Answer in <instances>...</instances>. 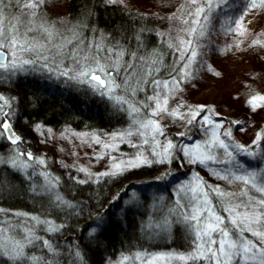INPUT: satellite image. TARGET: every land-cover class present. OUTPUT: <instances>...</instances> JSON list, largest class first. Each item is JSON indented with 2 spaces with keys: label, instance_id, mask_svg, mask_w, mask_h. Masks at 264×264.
Returning a JSON list of instances; mask_svg holds the SVG:
<instances>
[{
  "label": "snow or ice",
  "instance_id": "snow-or-ice-1",
  "mask_svg": "<svg viewBox=\"0 0 264 264\" xmlns=\"http://www.w3.org/2000/svg\"><path fill=\"white\" fill-rule=\"evenodd\" d=\"M107 2L123 4V0ZM44 4L45 0H0V75L51 73L83 87L108 103L113 112L128 118L127 127L111 132L65 128L57 134L52 127L36 123L32 130L39 143L57 138L79 141L78 146L92 149L97 162L107 158V167L100 172L75 161L71 165L57 161L61 167L83 174L69 171L68 177L84 185L155 164L175 161L179 167L193 166L190 178L176 184L171 206L162 207L163 216L143 227L153 238L171 235L173 227L182 230L189 241L187 250L121 253L111 264H264V126L255 131L250 143L233 136V128L245 132L246 121L264 110V94L246 95L243 104L249 116L244 120H229L214 105L190 104L182 96L184 85L201 73L222 76L206 59L210 52L240 51L245 44L264 48V31L253 34L248 27L252 21L246 22L250 14L264 13V0H243L240 5L234 0H181L175 11L161 17L168 21V29L157 33L172 57L169 63L159 49L138 54L143 47L139 34L135 37L137 50L130 51L119 41L107 44L103 39L85 37L79 25L61 30L41 17ZM214 34L226 38L223 46L212 39ZM13 102L14 98L0 94V139L11 146L6 155L0 153V165L23 175L29 190L36 196L47 195L55 208H73L58 192L61 177L50 171L48 158L24 147V137L13 127ZM169 124L177 126L172 135ZM193 129L199 139H193ZM121 145L134 152H121ZM71 155L79 157L77 151ZM244 158L259 166L246 164ZM195 166L207 169L224 186L208 183ZM170 175L169 169L156 179ZM34 177H42V182L35 183ZM113 223L110 215L97 214L89 236H102ZM63 227L46 216L0 207V261L53 264L49 254L55 258L58 249L41 233H57ZM69 251L74 258L71 264L83 262L79 246Z\"/></svg>",
  "mask_w": 264,
  "mask_h": 264
},
{
  "label": "trees",
  "instance_id": "trees-1",
  "mask_svg": "<svg viewBox=\"0 0 264 264\" xmlns=\"http://www.w3.org/2000/svg\"><path fill=\"white\" fill-rule=\"evenodd\" d=\"M68 7L67 24L79 25L85 37L103 38L107 44L119 41L128 50L136 51L138 42L135 37L139 34L143 47L138 54L159 49L166 54L165 63L171 61V55L157 35L168 29L169 23L165 19L159 22L152 12H138L122 4H109L106 0H69ZM141 29L144 31L141 32ZM212 39L221 46L226 42V38L218 34H214ZM244 47L241 51L245 50ZM233 52L235 54L237 51ZM220 53L212 51L206 59L215 67L214 60L218 56L214 54ZM0 94L14 98L16 114L13 125L24 137V147L27 138L32 137V128L37 121L53 128L68 123L77 131L99 128L111 132L127 126L126 116L113 112L108 103L92 96L83 87L53 79L39 71L0 75ZM194 132L195 129L193 135ZM233 136L241 142L237 134ZM4 145L5 142L1 144L2 151L5 150ZM244 160L253 167L259 166L256 162L252 164L248 158ZM176 165L174 161L169 166L172 175L162 180L156 177L164 171L152 165L84 185L73 182L62 170H56L55 175L61 177L58 190L74 205L73 208H55L47 195L36 196L29 190L23 175L3 165L0 168V204L34 211L64 225L60 232L47 234L58 249L55 258L49 255L53 264H71L74 258L69 249L76 246H79L84 257L83 262L77 261L76 264H107L121 252L140 249L174 248L186 251L189 241L183 231L176 227L171 230V235L155 238L143 231L144 225L163 216V206H171L175 199L176 183L187 179L188 172L179 170ZM129 208L131 211H127ZM121 209L125 212L122 213ZM97 214L110 215L114 223L102 236L98 233L92 238L89 236L90 226H95L93 221Z\"/></svg>",
  "mask_w": 264,
  "mask_h": 264
},
{
  "label": "rangeland",
  "instance_id": "rangeland-1",
  "mask_svg": "<svg viewBox=\"0 0 264 264\" xmlns=\"http://www.w3.org/2000/svg\"><path fill=\"white\" fill-rule=\"evenodd\" d=\"M179 2H181V0H123L122 5L137 10L138 12H149V13L152 12L154 15H156L159 18L158 19L159 22H163L164 19H161V17H166L171 12H173L174 9H176L175 7L176 4H178ZM234 3L236 5H240L243 3V0H234ZM68 6H69V0H45V4L41 8V17L43 19H47L48 21L55 22L56 27L61 30L71 28L72 26L67 24L69 23L67 19V15L69 13ZM10 11L15 12V9H12ZM247 21H252L251 24H248V27L251 29L253 34L264 31V13H260L259 15L255 13L250 14L246 18V22ZM214 24L218 28L219 26L218 22L214 21ZM78 30L81 31L80 29ZM166 30L167 29H165V31ZM87 37L92 39H100L99 37L96 36L95 37L87 36ZM250 42L251 40L249 39L247 43ZM244 48L245 50L237 51L235 52V54L234 52L233 53L230 52V54L228 53L226 54L220 53L219 55L214 54L218 56L214 60L215 67H217L216 70L221 72L222 76L216 77L212 74L201 73L200 78H198L197 80H193L190 83L184 85L185 90L182 93L183 98L190 104L214 105L216 111L220 112L224 117H227L229 120L231 119L244 120L246 117H248L249 109L245 107L243 104L246 95H251L254 94L255 92H260L261 94H264V48H259V47L248 48L247 44H245ZM23 72H19V73H23ZM39 72H41L44 75H49L53 79H58L55 76H53L51 73L44 71H39ZM59 79L65 81L64 78H59ZM262 118H264V110H259L257 114L252 115L250 119L246 121L245 132L243 133L238 132L236 131L235 128H233V135L237 134L241 142L250 143L251 139L254 138L255 131L258 130L261 126H264V119ZM164 122L168 123L167 119H165ZM36 123L44 124L41 121H37ZM65 128H69L75 132H90L93 130L105 131L99 128H91V130L81 129L80 131H77L68 123H64L60 127L53 129L57 134H59V132ZM176 130H177L176 125L169 124V135H171L172 132L174 133ZM194 133L195 134L193 135V139H199L200 136L196 134V131ZM31 136L32 137L27 138V144L25 148L31 150L36 155H41V154L45 155L49 160V169L53 174L57 175L55 171L62 170L63 172H65L66 175L68 174L69 171H73V175L83 176V174L77 173L75 169L69 170L67 168L61 167V165L57 163V161L60 160H63L66 164L69 165L73 164V162L75 161L79 165L90 167L91 171L93 172L104 171L107 167V158H105V160L103 161L97 162L95 159L92 158V149L88 148L87 146H83V147L78 146L79 141H73L72 143H69L68 141L60 140L57 138L55 140L48 141L46 144H42L38 142L39 137L37 136V133L33 131ZM234 137L236 138V136ZM4 142L6 144L4 145L5 150L2 151L0 149V153L6 155L10 151L11 146L7 143L6 140L0 139V148H1V144H4ZM74 145L76 147H74ZM59 148H63L64 151L63 152L58 151ZM72 151H77L79 153V157H75L71 155ZM120 151L131 155L134 152V149H132L128 145H121ZM86 152L88 153V156L84 155V153ZM250 162L254 164L255 161L250 160ZM2 166L3 165H0V168ZM154 166L158 168L160 171H165L170 168L169 167L170 165L161 166L155 164ZM176 166L179 168V170L183 172H188L189 175H187V179L190 178L191 176L190 169L193 166L191 165H185L184 167H179L178 165ZM195 170L198 171L200 175L204 177L206 181H208V183L210 184L219 183L222 186H224V182L216 180V178L212 176L207 171V169L201 166H195ZM25 181L28 182L27 180ZM33 181L39 184L42 182V177H34ZM62 196L65 200H67L64 195ZM0 207L10 210V212L21 211V212L37 214L34 211H28L27 209H23V208L5 207L2 204H0ZM13 219L15 220L17 218L13 217ZM41 234L45 235L48 238L47 233H41ZM142 250H146V249L132 250L129 252H121V253L130 254ZM172 250L178 251L177 249L174 248L173 249L162 248V249H154L151 251L150 250L147 251L158 252V251H172ZM121 253L118 254L117 258L120 256ZM117 258L108 261L107 264H111V261H115Z\"/></svg>",
  "mask_w": 264,
  "mask_h": 264
},
{
  "label": "water",
  "instance_id": "water-1",
  "mask_svg": "<svg viewBox=\"0 0 264 264\" xmlns=\"http://www.w3.org/2000/svg\"><path fill=\"white\" fill-rule=\"evenodd\" d=\"M14 127V126H13ZM14 129H15V127H14ZM16 130V129H15ZM17 131V130H16ZM18 132V131H17ZM19 133V132H18ZM20 134V133H19Z\"/></svg>",
  "mask_w": 264,
  "mask_h": 264
}]
</instances>
